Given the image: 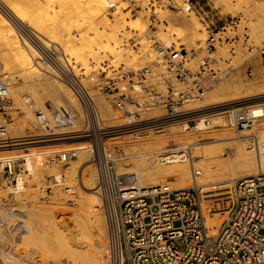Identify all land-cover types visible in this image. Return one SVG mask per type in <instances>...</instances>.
<instances>
[{
  "label": "built area",
  "instance_id": "obj_1",
  "mask_svg": "<svg viewBox=\"0 0 264 264\" xmlns=\"http://www.w3.org/2000/svg\"><path fill=\"white\" fill-rule=\"evenodd\" d=\"M0 9L17 33L29 38L37 48V61L70 88L82 109L81 127H77L76 117L70 110L56 109L49 104L47 111H35L36 131L25 136L7 137L5 124L11 120L8 110L12 105L10 89L14 81L9 73H0V149L28 151L39 142L86 138L93 149L97 171L94 189L101 200L105 219L108 264H264L263 171L213 189L194 182L201 175L195 168L190 186L174 187L168 182L142 185L135 173L119 174L117 156L105 150L107 139L117 132L161 129L174 123L189 131L198 119L208 118L216 104L194 105L191 102L202 98L232 69L230 66L222 68L211 56L217 46L228 45L227 50L232 55L239 51L257 52L264 58V44L256 46L252 43L248 28L241 26L240 17L231 16L218 27L207 28L205 44L199 42L192 49L152 37L156 55L151 64L165 67L164 89L150 82V64L137 68L126 67L124 63L117 68L111 63L105 64L101 90L105 94H117L113 106L128 118L122 125L108 126L85 81L84 71L80 67L77 70L57 43L43 42L35 36L34 30L11 15L2 2ZM148 19L150 27L161 22L155 6ZM218 33L221 35L217 36ZM130 43L135 51H139L140 45H134L132 40ZM198 54L202 55V60L194 67L191 59ZM248 69L251 75L250 62ZM171 78L182 88L172 84ZM236 100L228 102H240ZM236 106L239 105L233 108L235 130L240 133L251 129L254 117L246 105L238 109ZM154 111L158 113L152 114ZM251 144L255 147L258 141L253 140ZM74 156L76 150L71 147L53 149L47 155L46 165L65 164ZM32 174L22 158L0 161V189L7 188L10 193L23 192L27 185L25 176ZM76 178L81 185V176ZM41 184L39 189L44 202L58 204L55 197L56 189L60 188L69 196L63 205L72 203L75 185H71L64 175L49 176Z\"/></svg>",
  "mask_w": 264,
  "mask_h": 264
},
{
  "label": "bare ground",
  "instance_id": "obj_2",
  "mask_svg": "<svg viewBox=\"0 0 264 264\" xmlns=\"http://www.w3.org/2000/svg\"><path fill=\"white\" fill-rule=\"evenodd\" d=\"M136 1L138 2L141 0ZM180 1L181 0H174V2L177 3H179ZM3 2L6 4V8L11 15L34 30L32 32L35 36H37L43 42L52 41L57 43L67 55L69 54L70 60H73L75 63L80 62L85 67L99 65L103 60L108 59L109 56H113L115 58L114 61L126 56V53L123 51V49L120 48H122L121 45L126 43L128 41V38H130L132 34H137L143 37V39L144 37H148V33L146 32L147 25L144 21H142V17L140 18L136 16V14H133L130 10H128V12L125 11V9H128L126 8L128 6H126L127 3L123 2L122 0H3ZM182 8L185 12H188L187 15L190 16L189 19L183 18L182 21L186 25H192V27H194L192 40L194 42L196 40H202V37L205 34L200 29L198 20L196 19L194 14H192V7L190 3L187 0L184 1ZM262 25L264 27L263 23ZM176 29H179V27L176 26L172 20H167L165 21V26H160L158 31L160 35L164 36L162 37L165 39L164 42L170 43L171 39H168V36L176 34L177 32L172 33ZM75 31L76 33H74ZM142 40L141 42H143ZM122 41L126 42L123 43ZM139 44H141L142 46L143 43ZM0 45H2L3 49H5L6 51V61L3 62V67H1V65L0 67L11 72V74L9 72L8 73L12 76L13 81H15L16 84L18 78L19 84L16 85V91H24L26 93L25 98L28 103L26 104V106L28 105L26 111L24 108V111L27 112L26 116L22 117V119L19 121L8 123V125L7 123L5 124L7 137L25 136L28 133L33 132V130H29V132H27L26 129H31L30 120L31 122L32 120H34L35 110H48V104L45 105L46 102L44 101V98L50 87L63 88L68 97L75 102L76 106H78V102L74 98L75 95L73 96V92H71V90H69L70 88L62 81L59 82V80H54L50 77L31 78L27 75L28 67L35 63H39L37 61L39 52L37 48L33 46L29 38L25 36L23 38H20L14 25L1 9ZM150 56L151 55H149V57ZM158 67L160 70L162 69V72L165 73L162 65H158ZM163 81L164 80L160 79V82L163 83ZM176 86L178 88H182V85L180 84H176ZM12 87L13 86H11L10 91L12 93H15V90H13L14 88ZM235 91L237 93L239 92L244 94L243 97L236 98L238 99L236 101L240 102L231 105L229 104L227 106L217 107V109H227L231 115L230 119H233V121L234 107L232 106L239 105L236 106V109H238L245 103H250L255 100L257 101V99H254V95H256V97L264 96V94H262L264 93L263 89L251 92L250 90L248 91L247 89H242L241 86L237 85V87H235ZM16 94L18 93H15V95ZM257 94H260V96H257ZM22 97L23 96H21V98ZM203 97L191 103H195L197 101L199 102L201 99H203ZM98 98L101 102V97ZM248 99H251V101H244ZM260 99L263 100L264 97ZM214 102L215 99L213 101L208 96L205 98L204 103L209 104ZM60 106V108H67L64 104H61ZM245 107H248L247 109L249 110L251 116L254 117L255 123L253 127L251 129L238 133V135L236 136H234L232 132L228 134L229 136H227V138L236 137L234 139V143H236V162L242 167V171L245 172V174L242 176L256 174L259 171L264 172V104L256 102L255 104L252 103ZM102 111H104L102 112V117L106 125L118 126V123H121V120L119 119L120 116L115 114L111 106L104 104V110ZM154 113L158 112H152V114ZM216 123L227 124L225 119L219 117H217L216 119L200 118L194 125V129L195 131L203 132L205 129L212 127ZM178 127V125L170 126L161 133V136L159 135L160 137H157L158 135L155 136L154 132H147V134H142V136H140V138L136 140H127L125 142L127 144L125 148H127L128 146L136 148V146H138L137 149H148V152H156V154H151L150 157L146 159L147 161L144 167H133L128 168V170L119 167L117 169L118 173L121 175L135 173L142 185H147L146 183L148 182H150V184H155L164 182L165 180H172L174 181L173 186L185 187L190 186V181L193 179L191 178V167L189 168V164L191 162L194 167L196 166L195 169H198L201 172V175L196 178L194 182L200 186L206 187V189H213L215 186L223 185L230 182L231 180H234V177L231 178L228 176L229 174H225L226 167L221 160L216 161L214 159L212 160L206 157V154L211 152L212 154H214V156L218 155L217 152L220 151V147L213 146L215 143H217V139L206 137L207 134L206 136L200 138H197L196 136H186L185 134H182L181 130ZM250 134L258 136V144H256L255 147L251 144L252 141L248 143V141L245 140V137ZM224 138L225 136L223 137V139ZM67 140H78L80 144L88 142L84 137L73 139L70 138ZM57 141L61 140L36 143V146L28 148L30 153H24V149H0V161L3 162L13 157H19L25 161V166H27L28 169L31 170V173H40V171L42 172V169L39 165L42 164L41 161L44 158L43 153L46 152L43 150V147H54L58 144ZM178 147H186V149H176ZM169 148H175V150H169L167 152L164 151ZM212 154L209 155L211 156ZM209 155L207 154V156ZM145 156L148 155L146 154ZM219 158L216 157V159ZM88 161V158L84 159L79 157L75 160L74 163L77 164L78 167L80 163H83V169L85 168L86 170L90 167ZM74 163L72 164L75 165ZM85 163L88 164H86L85 166ZM193 166L192 169H194ZM72 167L74 171L78 170V167L76 169V165ZM79 170L81 171V169ZM79 172L78 174L80 175ZM55 175H64L65 179H67L68 176H66L61 171L56 172ZM84 179V187H82V191L84 192H82L83 199L79 198L83 201H80L82 202L81 206H73L74 208L72 207V212H70V214L67 213L69 214L68 216L61 215V217H58V215L54 212L55 210L53 211V209H50L47 204L46 206L44 205V203H36L37 205L34 206L33 209L31 207L32 215L34 217L33 220H35L36 223L41 227L42 232H47V236L42 234V242L44 244L48 242L47 239H49V241L50 239H54L58 244L56 245V247L59 246V248L67 251V254L69 253L70 257L72 254H76L75 256H78L80 258L78 259L81 260L80 262L82 264H108L104 252V250L107 249L105 219L101 210V200L94 190L97 184V173L94 175H88L84 177ZM25 187L26 186H24L23 190L26 189ZM62 192L63 191L60 188L56 189V201L64 196V192ZM53 208L56 209L55 206ZM60 208L62 207H59V210ZM63 208L61 209L60 213L67 212L64 211L66 208ZM20 227H22L23 229V226ZM24 227H26V225ZM32 229L29 227L26 231H28L32 235L34 234ZM31 235L27 236L28 240L30 239V237H32ZM51 242L48 243L51 244ZM53 246L54 248H56L55 245H52V247ZM56 251H58L57 248ZM4 256L3 259H6V261H8L7 257ZM6 261H4L5 263L3 262V264H7Z\"/></svg>",
  "mask_w": 264,
  "mask_h": 264
},
{
  "label": "rangeland",
  "instance_id": "obj_3",
  "mask_svg": "<svg viewBox=\"0 0 264 264\" xmlns=\"http://www.w3.org/2000/svg\"><path fill=\"white\" fill-rule=\"evenodd\" d=\"M122 1L126 2L127 3L126 6H128L126 7L128 9L127 10L125 9V11L128 12V10H130L133 14H136V16L140 18L142 17L141 18L142 21H144L145 24L147 25L146 32L148 34L151 33L150 37L149 36L144 37L143 39V37L137 34H136L137 36L135 34H132V36L128 38L127 42L124 41L126 43L122 41L124 44H127V43L128 44L127 45L123 44L121 45L122 48H120V49H123V51L126 53V56L116 61H114L115 58L113 56H109L108 59L103 60L99 65H95V64H94L95 66L90 65L92 68L85 67L82 63L80 62L75 63L73 60H71L75 64V67L77 68V70H80L79 69L80 67L84 71V74L86 75L85 81L90 87L94 98L96 99V101L98 102L101 108V111L104 110V104H107L108 106H111L113 108V111L115 112V114L120 116L119 119L121 120V123H118V125H122L126 123L127 116H124L121 112L117 111L113 106V100L117 94L109 95V94L103 93V91L101 90V87H100L102 83L101 76L103 75L102 70L104 69V65L111 63L117 68L120 66L121 63H124L126 67L137 68V67H142L146 64H150L151 73L148 76L150 82L153 83L155 87L159 89H164L166 85L164 81L163 83L160 82V79L163 80V77L167 75V71L164 66L162 67L164 68L165 73L161 71L162 69L161 70L159 69L158 65L151 64V60L156 55L155 50L152 47L153 41L151 38L155 37L164 42L165 39L162 38L164 36L159 34L158 29L160 26H163V27L165 26V21L172 20L175 23V25L179 27V29H176L175 31L172 32V33L177 32L176 34L178 35L172 34V36H168V39H171L170 41L175 42L176 45H178L179 43H184L186 47H188L189 49L196 48L199 42H202L204 45L205 40L208 37L207 28L209 27L216 28L219 25H221L226 19H229L231 16L240 17L241 26L248 28L249 34L251 36V41L254 45L261 46L264 44V33H263L264 27L262 25V23L264 24V0H187L192 7V10H191L192 14H194L196 19L198 20L200 29L205 34L203 36L204 38L202 37V40H196L195 42L192 40V34H193L194 27H192V25H186L182 21L183 18L189 19L190 17L189 15H187L188 12H185L184 9L182 8L183 2L186 0H181L179 3L174 2V0H141L138 2L136 0H122ZM0 2H2L3 5L5 4L3 0H0ZM4 6L6 7V4ZM154 6L156 8V11L159 13L161 22L158 23L154 27H150L148 15L151 9L154 8ZM74 33H76V31ZM18 35L20 36V38L24 37V36H21L20 33H18ZM220 35L221 33L217 34V36H220ZM137 37L139 38L141 37L140 39L141 40L143 39L142 40L143 42H141V40ZM131 40L135 42L134 45L141 46V44L139 43H143L139 51H135V49H133L132 43H130ZM227 46L228 45L226 44L218 45L217 48L214 50V52L211 54V56L214 57L216 61H218L217 63L222 65V68H227L230 66L232 68L230 70V73L226 77H224L221 81L215 83L209 89L208 93L203 97V99L199 101L201 104L198 101L195 102L196 104L195 103H192V104L208 105V104H205L204 102H205V98L209 96L211 100L214 101L215 99L214 103H209V104H216L217 107L227 106L230 103L228 101L235 100L237 97L244 96L243 93H239V92L237 93L235 91V87H237V85L241 86L242 89L244 88V89H247L248 91L250 90L251 92H254L255 90L258 91L261 89L264 90V58H262L261 55L257 52L250 53V52L239 51L236 54L232 55L228 52ZM0 53H1L0 54V62H1L0 65L1 67H3L2 66L3 62L6 61V54H5L6 51L5 49H3L2 45H0ZM149 55L151 56L149 57ZM201 60H202V55L198 54L194 58L191 59V65L196 67ZM225 60H229V62ZM249 62L252 65L251 75L248 72ZM1 67H0V70H1L0 73L9 72L11 74L10 71L5 70L4 68H1ZM47 71H51V70L49 68L43 67L40 63L38 64L35 63L28 67L27 75L31 78L50 77L56 80ZM18 81L19 80L17 78V84L14 81V83L12 84L13 86L12 88H14L13 90H15V93H18L19 95L18 94L15 95V93H12L10 91V97L11 99L13 98L12 100L14 102L12 101V105L10 106L8 110V113L11 116V120L8 123L19 121L22 119V117L27 115V112H25L28 106V105L26 106V104H28L25 98L26 93L24 91L21 92L20 90L16 91V88H17L16 85L19 84ZM171 82L174 85L180 84L174 78H171ZM21 96H23L24 98L23 97L21 98ZM98 97H101L102 103L100 102ZM255 97L256 95H254V99H257V101L255 100L253 102L245 103L243 105L247 106L252 103L255 104L256 102L264 104V101H263L264 99L263 100L260 99L264 96H260L256 98ZM15 98H17L18 100ZM74 98L76 99L75 96ZM44 101L46 102L45 105L50 104L53 106V108H56V109H59L61 107L60 105L64 104L67 107L66 109L73 112V114L77 118V127L82 126V109H81L80 103L76 99V101L78 102V106H76L75 102L68 97V95L66 94L63 88L50 87L48 89V92L45 94ZM244 101H251V99L244 100ZM217 107L213 110V113L210 114L208 118L209 119L211 118L216 119L217 117L223 118L226 120L227 124L216 123L212 127L205 129L203 132L195 131L194 126L192 130L186 131V130H183V128L179 124H176V123L167 125L165 127H162L161 129H147L144 131L131 132V133L117 132L116 134L111 135L113 137L107 139L106 147H105L106 153L108 154L111 153L117 156V161H118L117 169L119 167H122L125 170L126 169L128 170V168H133V167L142 168L146 165V161H147L146 159H148L151 154H156V152L151 153V152H148V149H137L138 146H136V148H133L132 146H128L127 148H125V146L127 145L125 142L127 140H130V141L136 140L140 138L142 134H145V133L147 134V132L148 133L154 132L155 136L158 135L157 137H160L161 133L164 130H166L170 126L178 125L179 126L178 128L181 130L182 134H185L186 136H192V137L196 136L197 138L198 137L200 138V137L206 136L207 134L206 137H210L211 139H217V143L218 142L219 143L218 144L215 143L217 145L214 144L213 146L220 147V151H218L220 154L218 152L217 154L219 156L220 155L222 156H220L219 158L218 155H215L216 157L219 158V159H216L214 154H212L211 152L207 154L208 155L212 154L211 156L213 157H211L210 155L207 156V154H206V157L208 159H212V160L214 159L216 161L221 160L226 167L225 174L226 173H227L226 175L229 174L228 175L229 177L231 178L234 177V179L242 177V175H244L245 172L242 171V167L236 162V158H237L236 149H235L236 143H234L235 142L234 139L236 137L227 138V136H229L228 135L229 133L232 132L233 135L236 136L238 135L239 132L235 130L234 121L233 119H230L231 115L229 111L227 109H217ZM232 107H235V106H232ZM24 108H25V111H24ZM35 122H36V116L34 114V120H32V122L30 120L31 129L27 128L26 129L27 132H29V130L36 131V127L34 126ZM222 136L223 137L225 136V138L223 139ZM80 138H83V137H80ZM245 140L248 141V143H250L253 140L257 141L258 136L250 134L245 137ZM48 142H51V141H48ZM57 142L58 144L55 145L54 147H45V146L43 147V150L46 152L43 153L44 158L41 161L42 164L39 165L42 169V172L40 171V173L42 174L37 172L35 174H32L31 177L26 175L25 179L27 181V185L25 187L26 189L23 192L10 193L9 189L7 188L0 189V194L2 192V194L0 195V264H3V262L6 261V259L5 260L3 259L4 255L7 257V260H8L6 261L7 264H17V263L18 264H82L80 262L81 260H79L80 258L78 256H75L76 254H72L70 257L69 253L67 254V251L59 248V246L56 247V245L58 244L55 242L54 239H50V241L49 239H47L48 242H51L52 240L51 244L48 242L44 244L42 242L43 241L42 234L47 236L46 235L47 232L45 233L42 232L41 227L36 223L35 220H33L34 217L32 215V209L37 204H43V203L44 205L47 204L50 209H53V211L55 210L54 212L55 214L58 215V217H61V215L68 216L70 212H72V209L74 207L81 206V203L83 202L80 199L82 198V195L84 193L82 191V187H84V182H85L84 177L88 175H92V174L94 175L97 173L95 165L93 163V149L91 145L89 144V142L80 144L78 140L72 141V140H67V139L57 141ZM67 147H71L72 149H75L76 156L69 159L67 163L65 164L46 165L47 155L50 152V150L67 148ZM184 148L186 149V147H178L176 149H184ZM169 150L172 151V150H175V148H169L164 151L167 152ZM164 151H160V152H164ZM24 153H30V151L24 150ZM146 154L148 156H145ZM79 157L84 158V159L88 158L89 159L88 163L90 167L87 168L86 170L85 168L83 169V166H82L83 163L82 164L80 163L78 167V165L75 164L74 162ZM72 163L76 165V169L78 167V170L81 169V171L80 170H79L80 172L78 170L74 171L72 166H75V165H73ZM88 163H85V166ZM192 166L193 164L190 162L189 168L191 167L190 168L191 173L193 171ZM59 171L64 173L66 176L68 175L67 180L69 179L68 180L70 181L69 183L71 185H75V189L73 190L74 191L73 201L69 205H63L65 203L64 202L65 199L69 196L62 192L64 196L57 201L58 204L56 205L52 204V207H51V204H48L41 199L42 193L39 189V185H41V183H44L47 177L55 175V173ZM78 172L80 173L81 178H82L81 185L77 183L76 177L77 175H79ZM164 182H168L172 186L174 185V181L172 180H169V181L165 180ZM149 183L150 182L146 184H149ZM190 184H192V180L190 181ZM176 187H179V186H176ZM76 201L79 203V205ZM54 206L57 210L53 208ZM59 206H63L64 207V208L62 207L63 209L66 208L64 211H67V212L60 213L62 208H60L59 210ZM68 207L71 209H69ZM24 224L26 225L27 228L24 227L25 226ZM19 225L23 226L24 233H23L22 227H20ZM29 227L31 229L33 228L32 230L34 234L31 235V233L26 231ZM28 235L32 236L30 237L29 240L27 237ZM38 235H41V236H38ZM52 245H55L58 251H56V248H54V246L52 247ZM51 248L54 250H52ZM104 252L106 255V250H104ZM12 260H14L15 262Z\"/></svg>",
  "mask_w": 264,
  "mask_h": 264
}]
</instances>
